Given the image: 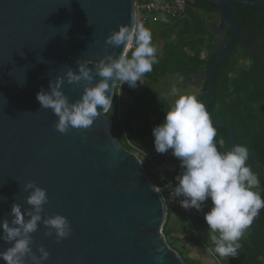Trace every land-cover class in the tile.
<instances>
[{"label": "water", "instance_id": "water-1", "mask_svg": "<svg viewBox=\"0 0 264 264\" xmlns=\"http://www.w3.org/2000/svg\"><path fill=\"white\" fill-rule=\"evenodd\" d=\"M200 1L217 9L216 22L205 23L215 55L187 84L205 83L206 95L199 100L205 105L213 95L215 68L241 42L231 18L232 4L259 10L263 17L259 29L264 33V1ZM134 6V0H0V222L12 219L13 203L22 211L30 207L27 182L45 189L48 203L42 215L66 217L72 233L57 243L54 235L45 237L43 225L38 226L31 248L37 256L38 246L49 252L43 264H185L163 235L166 207L160 193L153 191L139 158L111 135V118L104 113L88 129L61 134L54 127L58 118L36 99L41 88L49 91V81L69 68L78 72V61H88L94 71L105 54L106 37L135 19ZM242 47L250 53L245 44ZM122 50L123 46H109L108 54ZM62 90L69 102H75L83 85L65 83ZM211 120L214 127L227 131L230 151L233 131ZM259 142L264 138L248 144L253 172L257 168L253 144ZM261 212L249 240L264 249L253 241ZM10 246L0 240V252Z\"/></svg>", "mask_w": 264, "mask_h": 264}, {"label": "clouds", "instance_id": "clouds-1", "mask_svg": "<svg viewBox=\"0 0 264 264\" xmlns=\"http://www.w3.org/2000/svg\"><path fill=\"white\" fill-rule=\"evenodd\" d=\"M109 46L112 49L123 46V50L119 54L115 51L108 54ZM103 51L105 54L95 63L94 71L88 67V61H78V72L69 68L63 76L49 81V91L41 88L37 92L36 99L41 108L51 109L58 118L54 127L61 134L73 128L88 129L98 116L112 112V94L117 82L120 87L127 83L130 88H136L137 81L141 82V78L159 62L151 31L135 19L130 26L119 25L118 30L111 31ZM97 77L99 80L94 83ZM65 83L77 87L83 85L81 97L75 102H69L64 94L62 86ZM177 91L173 87L172 92ZM152 136L158 154L171 150V155L180 162L182 171L174 178L172 193L175 197H184L179 202L180 207L201 212L204 202L211 201L212 206L203 217L214 245L208 248L209 254L235 258L241 247L238 241L245 229L264 209V197L253 190L259 180L246 164L248 148L233 145L230 151L219 152L214 143L216 129L213 122L204 104L192 95H180L175 100L162 123L152 129ZM151 187L157 193L160 191L157 185ZM24 190L29 192L26 203L30 207L22 211L19 204L13 203L12 219L5 218L0 222V240L11 245L0 252V260L5 264H43L48 260L50 254L42 245L36 248L39 256L31 248L32 234L39 225L47 229L45 237L54 235L57 243L72 233L66 217L42 215L43 206L48 203L45 189L29 181Z\"/></svg>", "mask_w": 264, "mask_h": 264}, {"label": "trees", "instance_id": "trees-1", "mask_svg": "<svg viewBox=\"0 0 264 264\" xmlns=\"http://www.w3.org/2000/svg\"><path fill=\"white\" fill-rule=\"evenodd\" d=\"M197 8L203 11L208 17L204 18L197 12ZM217 9L214 5L200 0H194V3L183 13L177 14L168 24H153L152 44L159 45L160 50L157 53L158 63L153 65L150 73H146L141 82L151 90V93L145 98L139 94L128 92L131 103L124 104L118 99V92H125L124 86L115 88L112 104L113 110L105 115L112 120L111 135L117 139L118 143L125 150L135 154L146 165L145 174L154 184L162 187L166 183L175 186V176L182 170L179 167V160L172 157H157L155 151L152 158L148 155H142L138 142L134 141V133L143 132L146 140L153 144L154 137L152 129L161 124L164 120L166 110L164 106L158 103L163 95H158L154 88L161 80L168 77H178L181 87H185L189 79L199 71L207 69L209 63L214 57L213 42L211 34L207 31L205 21L213 19V13ZM231 18L237 24L240 34H249L250 30L259 31L262 22V15L259 10L232 4ZM205 22V23H204ZM146 26V24H144ZM260 32V31H259ZM244 43V42H243ZM239 45L234 52L214 70L213 83L214 91L210 101L205 104V108L211 119L227 123L233 131L234 145L246 146L251 139L256 137L264 138V67L256 69L254 65L249 68H241L238 64V54L246 56ZM249 47L248 43H245ZM264 50V43L261 46ZM131 54L129 53V57ZM182 77V79H181ZM138 83V81H137ZM190 86V85H189ZM123 87V88H122ZM192 87V86H191ZM193 88V87H192ZM197 91L196 99L202 100L206 95V85L195 87ZM128 101V100H127ZM164 101V100H163ZM143 122L138 128L136 123ZM216 137L214 143L217 144L218 151L227 152V131L223 128L215 127ZM151 139V140H150ZM222 143H219L221 142ZM253 150L257 158V168L255 175L259 180V185L254 191L261 193L264 197V179L262 170L264 169V143L253 144ZM139 155V156H138ZM157 157V158H156ZM250 168L253 165L252 158L248 149V160L246 162ZM173 165L174 171L163 175L161 179L150 173L149 167H161ZM148 167V168H147ZM204 203L208 204L206 209L197 212L195 209H189L188 215L182 213L178 208H171L166 205V221L163 226V235L168 243L171 235H180L182 232L190 231L196 239L201 234L196 249L203 255L214 257L219 264H264V249L257 248L249 240L250 231L254 222L247 227L248 234L241 237L238 243L241 247L238 249V255L233 257H220L215 254H209L208 248L214 247L210 237L211 231L204 221V213L211 208L210 199ZM174 213L179 215L180 226L172 223L171 217ZM174 241H181L180 238H173ZM253 241L259 245H264V209L253 235ZM190 244V243H189ZM186 264L185 260L182 259ZM196 260V259H195ZM197 264H200L196 260ZM191 264V263H190Z\"/></svg>", "mask_w": 264, "mask_h": 264}, {"label": "rangeland", "instance_id": "rangeland-1", "mask_svg": "<svg viewBox=\"0 0 264 264\" xmlns=\"http://www.w3.org/2000/svg\"><path fill=\"white\" fill-rule=\"evenodd\" d=\"M153 24L154 23L152 22L151 17H150V19L147 20V24L145 26L146 28H148L151 31L152 37H153V30H154ZM154 47L157 49V53H159L160 46L154 45ZM241 55L242 54H238V56H241ZM243 59H245V58H243ZM246 60H248V58ZM116 85H117V87H120L119 82H117ZM123 85H126V84H123ZM173 87H175L178 90L176 93L172 92ZM124 88H125V92H122V90H120L118 92V95H117L118 99L120 101H123L124 104L131 103V99H129V97H127L128 92H133L134 94H139L141 98H145L146 96H148L151 93V90H149V88H147V86L144 84V82H140V81H138L136 88H130L129 86H124ZM193 88L194 89L192 91L191 86H189L188 84L182 88L181 84H180V80L178 79V77H168L165 80H161L158 83V85L154 88V90H156L155 92L158 95H163V98L159 99L158 103L161 104L162 106H164V108L167 112L171 109V107L174 105L175 100L178 99L180 95L196 96L197 89L195 87H193ZM119 89H121V87ZM142 123L143 122L136 123L135 127L138 128ZM133 136H134V141L138 142L137 144L139 145V148L143 149V150H140L142 155L146 154L152 158V155H155L154 154V152H155L154 144H152L151 141L146 140L143 132H139V133L136 132V133H134ZM122 145L124 146L125 144L122 143L121 146ZM125 147H126V145H125ZM164 156L165 157H172L171 150H169L168 153L157 155L158 158L164 157ZM142 164H143V167L145 168L146 165H144V163H142ZM149 168H150V173L153 176H155L154 174L156 173L158 175L159 179H161L163 177V175H167L173 169V166L168 165V166H161V167H154V168L149 167ZM207 205L208 204L204 203L203 209H206ZM171 220H172V223H174L177 226H180V219H179V215L177 213L173 214V216L171 217ZM247 234H248V228L245 229L243 237H246ZM200 236H201V234L199 232V236L196 237V239H195L192 236V233L187 230L185 232H182L181 236L179 234L178 235H171V237L168 240V245L174 251H176L182 259L185 260L186 264H190V263L191 264H197V262L195 260V258L197 256L200 257L199 262L201 264H202V262L203 263L209 262V261H207L209 258H207L205 255L201 254L196 248H193V247L189 248V247H191V244H193V245L197 244L198 245ZM173 238H180L181 241L176 242L173 240Z\"/></svg>", "mask_w": 264, "mask_h": 264}, {"label": "built area", "instance_id": "built-area-1", "mask_svg": "<svg viewBox=\"0 0 264 264\" xmlns=\"http://www.w3.org/2000/svg\"><path fill=\"white\" fill-rule=\"evenodd\" d=\"M193 3L194 0H134L135 20L147 24V20L151 17L154 24H168L172 18L179 13H183ZM129 53L131 54V50ZM169 184L168 182L163 185V193L159 191L165 207L167 205L171 208H178L182 213L189 216L190 211L180 207L179 202L184 197H175L172 194L175 186L173 184L172 186H168Z\"/></svg>", "mask_w": 264, "mask_h": 264}, {"label": "flooded vegetation", "instance_id": "flooded-vegetation-1", "mask_svg": "<svg viewBox=\"0 0 264 264\" xmlns=\"http://www.w3.org/2000/svg\"><path fill=\"white\" fill-rule=\"evenodd\" d=\"M261 1H264V0H261ZM197 12L200 13L202 15V17L204 18H207L208 16L203 13L202 10H200L199 8H197ZM214 15H216V13H213V19H208V20H204L206 23L207 22H216L215 18H214ZM204 22V23H205ZM260 31V30H259ZM259 31H256L254 29L250 30L249 34H240L239 35V38L241 40L240 43H238L234 50L239 46L241 45V49L244 51L243 49V44L245 43H248L249 44V48L250 49V53L248 54L246 52V49H245V52L247 54V57L246 56H239L238 57V64L240 65L241 68H249L251 65H254V67L256 69H261L264 67V50L263 48L261 47L262 44L264 43V33L263 32H259ZM244 42V43H243ZM233 50V52H234ZM232 52V53H233ZM215 54V53H214ZM245 58V59H243ZM248 58V60H246ZM262 70V69H261ZM203 83L199 84L198 86L202 85ZM196 86V87H198ZM219 121V120H218ZM223 122V121H221ZM225 123V122H223ZM227 124V123H225ZM228 125V124H227ZM229 126V125H228ZM230 127V126H229ZM232 130V129H231ZM257 138V137H256ZM260 138V137H258ZM262 138V137H261Z\"/></svg>", "mask_w": 264, "mask_h": 264}, {"label": "crops", "instance_id": "crops-1", "mask_svg": "<svg viewBox=\"0 0 264 264\" xmlns=\"http://www.w3.org/2000/svg\"><path fill=\"white\" fill-rule=\"evenodd\" d=\"M191 89H192V91H193L194 88L191 87ZM197 91H198V90H197ZM196 95H197V94H196ZM169 166H173V165H169ZM151 170H152V169H151ZM173 171H174V166H173V169L170 171V173H172ZM154 175H155V177H157V178L159 179V177H158V175H157L156 173H155ZM192 247H193V248H196L195 245L191 244V247H189V248H192ZM205 256H206L207 258H209V259L207 260V261H209V262H205V263L202 262V264H219L218 261H217L214 257H210V256H207V255H205ZM195 259L199 261V260H200V257L197 256ZM200 264H201V263H200Z\"/></svg>", "mask_w": 264, "mask_h": 264}]
</instances>
